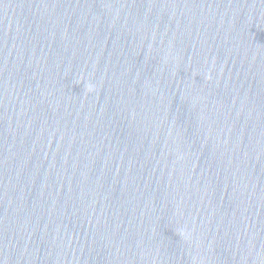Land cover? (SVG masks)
<instances>
[{
	"label": "water",
	"instance_id": "water-1",
	"mask_svg": "<svg viewBox=\"0 0 264 264\" xmlns=\"http://www.w3.org/2000/svg\"><path fill=\"white\" fill-rule=\"evenodd\" d=\"M0 264H264V0H0Z\"/></svg>",
	"mask_w": 264,
	"mask_h": 264
}]
</instances>
